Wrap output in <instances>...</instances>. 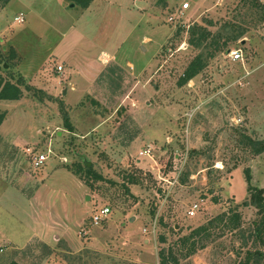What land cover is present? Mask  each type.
Segmentation results:
<instances>
[{
    "label": "rangeland",
    "instance_id": "rangeland-1",
    "mask_svg": "<svg viewBox=\"0 0 264 264\" xmlns=\"http://www.w3.org/2000/svg\"><path fill=\"white\" fill-rule=\"evenodd\" d=\"M263 17L264 0H0V75L23 82L20 99L0 100V264H160L169 247L180 264L264 254L245 174L264 190V153L243 136L264 139ZM210 21L217 52L189 43L188 28ZM237 26L245 34L228 39ZM201 52L215 55L181 86ZM86 164L103 179L87 184ZM211 219L206 247L189 254L183 238Z\"/></svg>",
    "mask_w": 264,
    "mask_h": 264
},
{
    "label": "trees",
    "instance_id": "trees-1",
    "mask_svg": "<svg viewBox=\"0 0 264 264\" xmlns=\"http://www.w3.org/2000/svg\"><path fill=\"white\" fill-rule=\"evenodd\" d=\"M94 0H71L72 3H76L80 5L82 8H88L91 3ZM258 6V4H257ZM264 18V17H263ZM213 22L210 21V24L203 25V24H194L188 28L189 32V43L193 47L201 48L204 47L208 48L210 45L207 43L209 39L211 40V44H215L214 52H217L219 49H221L220 40L223 37L222 34H219L218 37L213 36L212 32L209 28V25H212ZM236 33L228 35V39L231 40H238L241 38L243 34H245V30L242 27L236 28ZM235 31V30H233ZM227 34L231 33L230 31H225ZM225 41L224 43H226ZM13 52V51H12ZM13 55V54H12ZM215 54L212 52H206V55L204 52H201L197 54L193 60L189 63L188 67L186 68L184 72L183 78L180 80V85H184L188 83L191 79H193L196 75L201 73L205 67L206 59L211 58ZM14 56V55H13ZM22 80H18L17 82L12 81L11 79H6L4 76L0 75V100H18L23 95V89L21 87ZM6 118V114L3 112H0V126L4 122ZM65 125L68 130L73 131V125L70 121V118L68 115H65L64 118ZM245 138V146L247 149H250V152L254 155H259L261 153H264V139H255L247 134H243ZM77 172L81 174L83 178H85V182L89 184L90 178L93 179H103L102 175L98 174L94 170L93 167H79L77 169ZM85 173L83 175L82 173ZM246 174V181L248 182V189L251 192L250 201L251 204L258 208L259 213L262 214L261 218V224L258 226L257 229V235L258 237L262 235V231L264 229V190L259 188L258 186L254 185L252 182V174L250 172L249 168L245 169ZM132 182H135L134 178L131 179ZM226 214L221 216V220H224ZM229 218V225H231L232 229H235L237 226L236 219L233 215H231ZM214 225V220L211 219L206 224L200 225L194 229L191 230L190 234L185 236L183 238V241H191V248L189 249V254H194L198 251V249H203L206 247L205 238L206 236L211 235V228ZM206 235V236H204ZM197 237H201L200 239ZM162 242H165V238L162 237ZM260 240H262L260 238ZM264 243V240H262ZM264 254L261 250H248L247 256L244 261H242V264H261L262 258ZM159 258H160V264H180L179 259L175 256L172 248H162L159 252ZM9 264H20L17 260H12Z\"/></svg>",
    "mask_w": 264,
    "mask_h": 264
},
{
    "label": "built area",
    "instance_id": "built-area-1",
    "mask_svg": "<svg viewBox=\"0 0 264 264\" xmlns=\"http://www.w3.org/2000/svg\"><path fill=\"white\" fill-rule=\"evenodd\" d=\"M189 7V3L186 2L184 4V8H188ZM18 19V18H17ZM24 18L21 17L19 19V21H23ZM170 21H174L175 20V17L174 16H171ZM230 56L234 59V60H243V55H242V52L241 50H230ZM63 70V66L62 65H58L57 66V71H62ZM51 150V149H50ZM50 153L49 151H41V152H37L35 154V156H33V159H32V162L34 164L35 167H40L42 165H44L46 163V161L49 159L50 157ZM201 209V204L199 202H195L190 211H189V214L191 216H194L196 215V213ZM110 207H103L101 209L100 212H97L93 215V219H94V222L96 224H99L104 218L108 217L109 213H110Z\"/></svg>",
    "mask_w": 264,
    "mask_h": 264
},
{
    "label": "crops",
    "instance_id": "crops-1",
    "mask_svg": "<svg viewBox=\"0 0 264 264\" xmlns=\"http://www.w3.org/2000/svg\"><path fill=\"white\" fill-rule=\"evenodd\" d=\"M72 5V4H71ZM105 56H109V57H111V56H113L111 53H109L108 51H106V50H102L99 54H98V56H97V59H104V57ZM130 62V61H129Z\"/></svg>",
    "mask_w": 264,
    "mask_h": 264
},
{
    "label": "water",
    "instance_id": "water-1",
    "mask_svg": "<svg viewBox=\"0 0 264 264\" xmlns=\"http://www.w3.org/2000/svg\"><path fill=\"white\" fill-rule=\"evenodd\" d=\"M72 5H74V4H72ZM228 52H230V50Z\"/></svg>",
    "mask_w": 264,
    "mask_h": 264
}]
</instances>
